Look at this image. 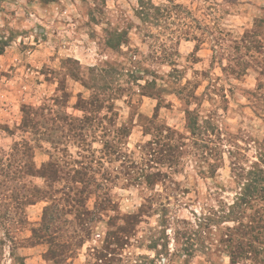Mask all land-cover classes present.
I'll return each instance as SVG.
<instances>
[{"label":"rangeland","instance_id":"1","mask_svg":"<svg viewBox=\"0 0 264 264\" xmlns=\"http://www.w3.org/2000/svg\"><path fill=\"white\" fill-rule=\"evenodd\" d=\"M143 1L0 0V264H264V0Z\"/></svg>","mask_w":264,"mask_h":264},{"label":"trees","instance_id":"2","mask_svg":"<svg viewBox=\"0 0 264 264\" xmlns=\"http://www.w3.org/2000/svg\"><path fill=\"white\" fill-rule=\"evenodd\" d=\"M138 13L145 19L148 15V10L143 0H138ZM85 121L94 120L95 116L84 117ZM264 153L259 156V162H263ZM33 174V173H31ZM52 176L51 174L48 175ZM5 180H10L5 177ZM26 190V189H25ZM13 186L12 193L16 194L17 203L16 206L33 203L36 199L33 198L34 195L27 196ZM33 192H39V189L34 188ZM32 192V193H33ZM3 196V193H1ZM7 198V197H6ZM3 199V197H2ZM257 207L255 213L257 215L251 216L247 222L243 221L246 216V207L253 208ZM0 217L9 220L8 215L5 212H0ZM224 220H230L237 223L234 227H228L227 241L232 246L231 251V262L234 263L235 255L238 256H258L261 251H264V168L261 165L255 164L252 169L246 172V181L240 187V191L235 195L232 203L229 207V212L225 215ZM247 235V236H246ZM255 257V258H256ZM258 264L263 262V259L256 260Z\"/></svg>","mask_w":264,"mask_h":264}]
</instances>
